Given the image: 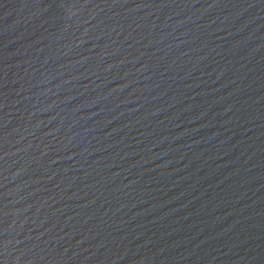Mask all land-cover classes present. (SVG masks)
Segmentation results:
<instances>
[{
	"label": "water",
	"instance_id": "1",
	"mask_svg": "<svg viewBox=\"0 0 264 264\" xmlns=\"http://www.w3.org/2000/svg\"><path fill=\"white\" fill-rule=\"evenodd\" d=\"M0 264H264V0H0Z\"/></svg>",
	"mask_w": 264,
	"mask_h": 264
}]
</instances>
